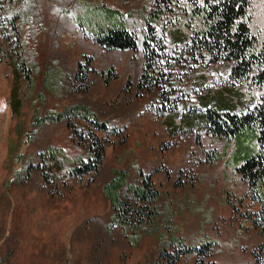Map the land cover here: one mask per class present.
<instances>
[{
    "label": "rangeland",
    "instance_id": "obj_1",
    "mask_svg": "<svg viewBox=\"0 0 264 264\" xmlns=\"http://www.w3.org/2000/svg\"><path fill=\"white\" fill-rule=\"evenodd\" d=\"M31 1L25 16L24 0H0L3 15L19 16L32 79L30 85L23 77L17 81L21 105L13 113L9 90L17 55L0 35V264H166L161 248L174 238L211 249L187 252L173 264H264V180L251 183L238 170L248 152L264 158V144L255 132L228 139L201 124L187 127L191 115L205 112L202 105L225 103L238 113L253 108L264 87L232 81L228 61L203 66L185 59L187 30L178 24L165 38L180 104L160 114L156 92L136 87L151 0H82L121 12L136 32L135 51L105 49L87 38L74 19L84 8L80 0ZM250 14V28L262 42L264 0H252ZM80 63L86 79L75 77ZM107 74L116 77L105 83ZM79 104L106 130L73 118L74 138L66 120L35 122ZM95 136L103 146L101 162L80 177L51 169L42 157L55 147L72 160L86 159ZM139 170L150 173L160 191L156 215L137 233L124 234L111 221L114 208L104 186L117 171L126 173V185L138 183ZM126 185L119 192L131 200Z\"/></svg>",
    "mask_w": 264,
    "mask_h": 264
},
{
    "label": "trees",
    "instance_id": "obj_2",
    "mask_svg": "<svg viewBox=\"0 0 264 264\" xmlns=\"http://www.w3.org/2000/svg\"><path fill=\"white\" fill-rule=\"evenodd\" d=\"M24 13L28 16L32 10V1L24 0ZM79 1V0H78ZM252 0H151L149 9L145 14L143 27V65L137 80V92H156V102L159 113L175 111L179 107V98L174 95L176 89L172 84V63L167 60L165 30L172 26L187 30L182 40L185 59L198 65L208 66L211 63L223 61L230 62L229 78L234 82L244 83L249 87H264V41L259 42L257 36L250 28L252 15L250 5ZM81 3L82 0H80ZM84 4L75 16L79 29L85 36L92 39L105 49H131L138 48L137 35L128 27L121 12L107 5ZM0 4V35L9 46V52L17 55L14 62L13 77L15 82L9 90V105L13 113H18L21 99L18 94L17 81L23 77L28 85L32 83L31 67L26 64L23 55L22 43L17 28L19 16L16 14L3 15L4 7ZM15 42L12 43L10 39ZM15 49V50H14ZM79 69L75 73L78 79L81 76ZM87 72L81 77L86 79ZM115 74H107L105 83L115 78ZM167 86L169 87H166ZM202 105V104H201ZM229 105H202L205 112L195 113L188 118V129H195L199 124L204 125L207 131L223 138H235L256 133V140L264 144V95H262L253 108L236 112L228 109ZM194 110V108H193ZM193 110L188 109L192 114ZM185 117H188L186 115ZM73 118H82L100 130H106L104 121L99 120L85 105L71 106L65 111L51 114L49 117H37V123L46 121L66 120L72 130L74 138ZM116 131V129H113ZM102 144L96 136L88 145V158L72 160L63 150L55 147L45 149L42 157L48 160L51 169L58 167L64 169L65 174L72 177L94 171L101 162ZM242 150V149H241ZM239 150V158L240 152ZM246 149L244 152L246 153ZM238 170L247 177L251 183H260L264 180V158L257 150L255 153L245 154ZM32 166V165H31ZM38 164L36 165V167ZM43 165L39 164L42 168ZM30 166L27 165L26 170ZM139 182L126 185V173L117 171L116 175L104 186V192L112 202L114 208L111 221L116 223L124 234H135L141 228L154 222L156 215V199L160 191L154 186L150 173L141 170L138 172ZM126 185L131 193V200L123 198L119 189ZM262 201L263 197H262ZM169 248H161L160 255L166 259V264H173L182 255L191 251H199L201 247L211 249L208 244L200 248L189 247L174 238ZM211 244V243H210ZM172 248L171 250H169Z\"/></svg>",
    "mask_w": 264,
    "mask_h": 264
}]
</instances>
